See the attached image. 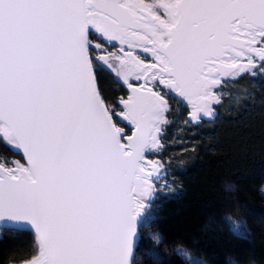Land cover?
<instances>
[{
    "label": "snow or ice",
    "instance_id": "obj_1",
    "mask_svg": "<svg viewBox=\"0 0 264 264\" xmlns=\"http://www.w3.org/2000/svg\"><path fill=\"white\" fill-rule=\"evenodd\" d=\"M254 91L264 0H0V264H209L159 229L187 173L172 132Z\"/></svg>",
    "mask_w": 264,
    "mask_h": 264
},
{
    "label": "trees",
    "instance_id": "obj_2",
    "mask_svg": "<svg viewBox=\"0 0 264 264\" xmlns=\"http://www.w3.org/2000/svg\"><path fill=\"white\" fill-rule=\"evenodd\" d=\"M253 95L254 101L242 100L240 105L233 99L213 125L172 132L190 138L183 142L189 145L187 153L181 141L171 145L186 157L182 166L187 173L178 181L179 197L163 205L159 229L169 240L194 248L209 264H264V217L245 212L264 210V100L258 91ZM226 216L244 220L251 240L232 236L222 223ZM13 235L3 234L0 252L13 243ZM169 259L183 264L175 255Z\"/></svg>",
    "mask_w": 264,
    "mask_h": 264
}]
</instances>
